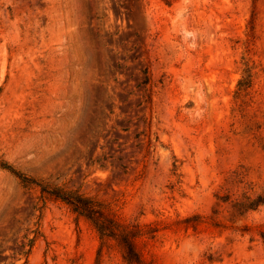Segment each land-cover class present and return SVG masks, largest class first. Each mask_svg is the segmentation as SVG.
I'll return each mask as SVG.
<instances>
[{
	"label": "rangeland",
	"instance_id": "374dc122",
	"mask_svg": "<svg viewBox=\"0 0 264 264\" xmlns=\"http://www.w3.org/2000/svg\"><path fill=\"white\" fill-rule=\"evenodd\" d=\"M0 158L152 222L150 264H264V205L220 198L264 186V0H0ZM43 205L0 167V264H127Z\"/></svg>",
	"mask_w": 264,
	"mask_h": 264
},
{
	"label": "trees",
	"instance_id": "16d2710c",
	"mask_svg": "<svg viewBox=\"0 0 264 264\" xmlns=\"http://www.w3.org/2000/svg\"><path fill=\"white\" fill-rule=\"evenodd\" d=\"M145 73L144 83H148V75ZM253 72L252 67L247 64L244 74L238 81V92L247 90L252 86ZM0 167L10 170L15 174L29 189H38L40 191V200L45 205L48 199L61 201L70 207L73 213L78 217L86 218L97 231L101 247L99 256L103 248L109 246L111 241L117 242L121 247L123 258L127 264H150L145 258L141 245L147 243L148 238L157 236L158 227L151 223H135L122 218L109 203H106L96 197L89 196L80 191V189L70 188L64 184L60 185L50 180L38 179L16 170L11 164L0 158ZM219 198V197H218ZM223 202H232L234 210L240 215L249 211L258 209L264 205V186L261 191L251 195L245 191L242 198L231 200L229 197H220ZM43 205V207H44ZM202 216L199 214L187 217L185 221L192 222L196 227L201 222ZM37 234V232H36ZM37 236V235H36ZM36 236L29 239L28 243H23L22 248L17 254L24 255L26 264L28 257L34 246ZM26 246H29L26 248Z\"/></svg>",
	"mask_w": 264,
	"mask_h": 264
}]
</instances>
